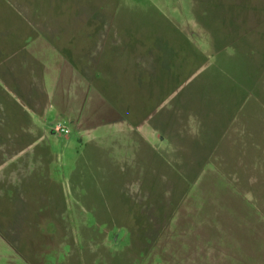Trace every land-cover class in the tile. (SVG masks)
<instances>
[{"label":"rangeland","instance_id":"obj_1","mask_svg":"<svg viewBox=\"0 0 264 264\" xmlns=\"http://www.w3.org/2000/svg\"><path fill=\"white\" fill-rule=\"evenodd\" d=\"M0 264H264V0H0Z\"/></svg>","mask_w":264,"mask_h":264},{"label":"built area","instance_id":"obj_2","mask_svg":"<svg viewBox=\"0 0 264 264\" xmlns=\"http://www.w3.org/2000/svg\"><path fill=\"white\" fill-rule=\"evenodd\" d=\"M54 128H55V131L60 134H68L70 131L68 126L62 122L56 123Z\"/></svg>","mask_w":264,"mask_h":264},{"label":"flooded vegetation","instance_id":"obj_3","mask_svg":"<svg viewBox=\"0 0 264 264\" xmlns=\"http://www.w3.org/2000/svg\"><path fill=\"white\" fill-rule=\"evenodd\" d=\"M59 122H65L64 120H62V119H58L57 121H55V122H53V123H50V132H52L53 134H56V133H58V132H56L55 131V128H54V126H55V124L56 123H59ZM65 124L67 125V123L65 122ZM71 131H69V133H70Z\"/></svg>","mask_w":264,"mask_h":264},{"label":"crops","instance_id":"obj_4","mask_svg":"<svg viewBox=\"0 0 264 264\" xmlns=\"http://www.w3.org/2000/svg\"><path fill=\"white\" fill-rule=\"evenodd\" d=\"M34 86H36V85H34ZM33 87V86H32ZM38 87H40V85L38 84ZM23 97V96H22ZM35 98H36V96H35ZM39 103H38V101L37 100H35V103H34V105L35 106H39L38 105ZM49 105H50V107H52V97H51V101H50V103H49ZM36 109V108H35ZM37 110V109H36ZM27 111V110H26ZM29 111H31L32 113H34V114H37V112L36 111H34V110H29ZM63 120V119H62ZM57 121V120H56ZM65 121V120H64ZM53 123V122H52ZM72 123V122H71Z\"/></svg>","mask_w":264,"mask_h":264}]
</instances>
